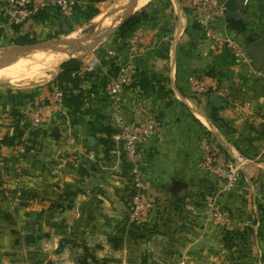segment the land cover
<instances>
[{
	"label": "crops",
	"instance_id": "obj_1",
	"mask_svg": "<svg viewBox=\"0 0 264 264\" xmlns=\"http://www.w3.org/2000/svg\"><path fill=\"white\" fill-rule=\"evenodd\" d=\"M73 1L71 18L49 8L27 24L23 37L35 42L61 39L102 7L110 10L121 0ZM218 1L224 3L225 16L213 26L221 38L240 47L244 61L234 58L226 45L204 40L187 0H168V6L137 0L129 18L139 13L138 20L80 59L78 74L86 77L78 88L54 84L55 75L43 88L0 91V111L42 109L39 124L24 136L23 153L14 147L3 150L11 172L1 180L0 264H175L180 258L187 264H232V257L236 264H260L224 248L220 230L228 226L211 213L234 221L230 229L242 230L253 221L248 225L256 245L257 180L264 181V162L244 165V184L229 191L198 164L202 136L217 145L220 155L237 160L246 140L257 138L253 128L264 123L261 0L246 5L243 0ZM93 11L96 15L88 19ZM132 40L137 47L133 53ZM129 61L135 74L121 92L122 115L135 125L146 118L158 125L140 147L147 194L155 205L143 223L133 225L127 222L129 174L106 93L107 78ZM196 76L215 89L211 96L217 97L216 107L209 103L211 96L194 94L189 79ZM54 85L62 93L60 104L52 101ZM105 128L113 130L110 136ZM17 136L19 141L23 133Z\"/></svg>",
	"mask_w": 264,
	"mask_h": 264
},
{
	"label": "built area",
	"instance_id": "obj_2",
	"mask_svg": "<svg viewBox=\"0 0 264 264\" xmlns=\"http://www.w3.org/2000/svg\"><path fill=\"white\" fill-rule=\"evenodd\" d=\"M249 0H243L246 5ZM187 9L191 19L202 31L204 40L216 46L226 45L232 51L234 58L244 61L240 47L232 40L221 38L214 28L215 21L223 20L225 16L224 3L218 0H187ZM75 3L73 0H0V43L14 42L15 39L26 34V26L33 18L49 8H55L59 14L69 19L73 15ZM16 44V43H15ZM136 40L129 43L130 52H135ZM94 67V66H93ZM91 67L90 69H94ZM135 74L134 64L129 61L124 63L114 77H108L107 98L110 104V122L115 131V139L123 159L128 167L129 184L132 195L129 199V225L141 224L154 209V202L147 194L148 182L144 178V170L140 147L157 131L158 125L152 118H146L141 125L128 122L122 115L120 96L123 88L129 86ZM194 94L199 96H211L215 89L208 87L201 77L189 79ZM52 101L60 104L62 93L58 85L52 88ZM21 114L20 118L12 119L9 113ZM42 109L34 107L30 112L16 108H5L0 111V129L13 130L19 127L23 136L14 146L15 150L22 154L25 148L24 136L30 127H36L41 119ZM18 124H14V120ZM22 124L27 125L22 128ZM200 159L199 167L218 179L227 191L233 190L242 176V167L247 161L244 158L237 160L220 155L217 145L207 136L199 140ZM7 164L0 143V180L7 179ZM213 219L221 225L234 226V221L218 211L211 213ZM175 264H187L185 258H180Z\"/></svg>",
	"mask_w": 264,
	"mask_h": 264
},
{
	"label": "trees",
	"instance_id": "obj_3",
	"mask_svg": "<svg viewBox=\"0 0 264 264\" xmlns=\"http://www.w3.org/2000/svg\"><path fill=\"white\" fill-rule=\"evenodd\" d=\"M158 1H164V5L169 4L168 0H158ZM260 11L262 14H264V0H261L260 2ZM96 11H93L92 14L89 16L88 19H91L94 15H96ZM138 15H133L131 18H129L124 24L119 28V33L124 31L125 29L129 28L134 22L138 20ZM16 44H31L34 43L35 40L25 37H19L15 39ZM81 69V61L77 58H71L64 62H62L59 66V72L55 76L54 80L52 81L54 84H60V85H68L72 88H78L81 84V82L85 79L86 75L79 76V71ZM9 116L14 119L16 117L20 118L22 115L16 112L9 113ZM214 122L217 123L218 127L222 129L223 125L218 123L216 120ZM14 124H18V121L15 119ZM22 128H26L27 125L22 124ZM19 127L13 129V130H3V134L0 136V143L2 145L3 150L5 148H13L17 144L18 139V132ZM107 132L108 136H110V133L113 131L109 128L103 129ZM115 133V132H114ZM7 168H6V175L9 176L10 174V163L6 160ZM125 168L128 172V167L125 165ZM129 174V173H128ZM4 182L0 180V191L4 189ZM257 183L259 185L260 189V199L258 200L257 204V216H258V227L256 231V238L259 242V244L264 243V181L263 178L258 179ZM243 178L240 176V179L238 181L237 185H243ZM25 191H21V197H24ZM132 195V188L130 184H128V193L126 198V203L129 205V199ZM149 233V232H148ZM221 240L223 242L224 248L230 250L234 249L239 253V257L245 258V259H253L251 255V242L253 232L250 228H244L242 230L239 229H230L229 227H222L220 230ZM231 255V254H230ZM230 262L232 264H236V258L230 259ZM260 262L264 264V249L262 250V255L260 256Z\"/></svg>",
	"mask_w": 264,
	"mask_h": 264
},
{
	"label": "bare ground",
	"instance_id": "obj_4",
	"mask_svg": "<svg viewBox=\"0 0 264 264\" xmlns=\"http://www.w3.org/2000/svg\"><path fill=\"white\" fill-rule=\"evenodd\" d=\"M124 2H126V0H121L120 4L110 10L106 7H102L100 13L88 22V27L92 28L94 33L101 31L105 32L113 28L121 16L120 13L125 5ZM135 4V7H137L138 2ZM105 16L108 17L106 18ZM88 27L84 26L82 29H77L69 34L61 36V39L58 40L61 43L71 44L76 42L81 44V46H85L87 41L83 38V32L86 31ZM10 49L11 47L0 48V60H4L7 57ZM76 50L78 49L73 48L71 50L59 52L51 47H44L29 53L20 54L17 58L10 59L6 64L0 66V85L19 87L24 84L36 83L42 79L48 78L51 73L55 72L59 63L72 55L74 51L76 52ZM199 118L204 124H207L204 119L201 117Z\"/></svg>",
	"mask_w": 264,
	"mask_h": 264
},
{
	"label": "rangeland",
	"instance_id": "obj_5",
	"mask_svg": "<svg viewBox=\"0 0 264 264\" xmlns=\"http://www.w3.org/2000/svg\"><path fill=\"white\" fill-rule=\"evenodd\" d=\"M115 1H117V0H115ZM111 4H112V2H111ZM123 12H124V10L121 11L120 15H122ZM108 16H105V17L107 18ZM87 24H88V22L84 26L88 27ZM76 29H78V28H75L74 30H76ZM74 30H72V31H74ZM83 33H84L83 34L84 35L83 38H85V40L87 41V44L85 46H88L89 44H91L92 42L97 40L104 32L94 33L93 29L88 27L86 29V31H84ZM55 39L58 40L57 38H55ZM15 41L16 40H14V42L0 43V48H8V47L12 48L14 45H18V44H15L16 43ZM103 41H104V39H102L100 42H98L94 47H92L90 49H85V50H81V51L77 50L76 52L74 51L76 54L74 56H71V57L67 58L66 60L71 59V58H77V59L80 60L84 56V54H90V53H94L95 54L97 52V50H99V48L101 46V42H103ZM66 60H64V61H66ZM58 72H59V67L55 70V72L51 73V75L48 78H45V79H42L41 81L36 82L37 84L36 83H28V84L21 85L19 87H10L8 85H0V91L9 93V92H19V91H25V90H29L30 91V90H33V89H36V88H43L44 85L47 82H49L55 75H57ZM221 130L222 131H229L227 129V127L225 126V124H223V127H222ZM251 134H254L255 136L257 135V138L254 137L252 139L249 138L248 140H246V147L243 150L244 152H243L242 156H240V158H244V159L247 160L244 163V165H246V164H248V163H250L252 161L264 162V123H261L257 127H254L253 131H251ZM252 145L254 146V148L252 147ZM244 165H243V167H244ZM248 194H249V192H248ZM252 223H253V221L249 222L248 224H252ZM248 224L245 225V227H243V229L244 228L252 229V227L249 226ZM251 240H252V241H250L251 242V249H252L251 255H252L254 260L260 261V256L262 255V250L264 249V243L263 244H259V242L257 241V244L255 245V243H254V235L252 236ZM256 246H257V248H256ZM233 252H236L237 253L236 256H239V253H238L239 251L237 252L236 250H234ZM233 258H235V257H232L231 259H233ZM260 264H262V263L260 262Z\"/></svg>",
	"mask_w": 264,
	"mask_h": 264
},
{
	"label": "water",
	"instance_id": "obj_6",
	"mask_svg": "<svg viewBox=\"0 0 264 264\" xmlns=\"http://www.w3.org/2000/svg\"><path fill=\"white\" fill-rule=\"evenodd\" d=\"M137 0H129L128 4L124 8L123 14L120 16L119 20L117 21V24L114 26V28L105 31L97 40L89 44L88 46H81L78 43H61L59 40L53 39H47L44 41H38L31 44H18L14 45L10 51L8 52L7 57L4 60H0V66L6 64L10 59L17 58L20 54L29 53L34 50H39L44 47H51L52 49L64 52L73 48H78L81 50L90 49L94 47L98 42H100L102 39H105L109 37L111 34H113L116 30H118L124 22L127 21V19L130 17L131 12L133 10L134 4ZM209 103L211 106L216 107L218 104L217 97L215 95L211 96L209 98Z\"/></svg>",
	"mask_w": 264,
	"mask_h": 264
}]
</instances>
